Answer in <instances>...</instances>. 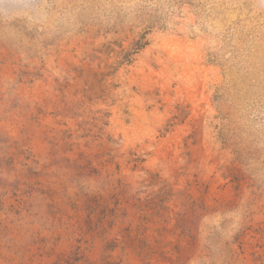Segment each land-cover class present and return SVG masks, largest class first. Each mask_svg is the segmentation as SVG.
Returning <instances> with one entry per match:
<instances>
[{"label": "rangeland", "instance_id": "rangeland-1", "mask_svg": "<svg viewBox=\"0 0 264 264\" xmlns=\"http://www.w3.org/2000/svg\"><path fill=\"white\" fill-rule=\"evenodd\" d=\"M0 264H264V0H0Z\"/></svg>", "mask_w": 264, "mask_h": 264}]
</instances>
